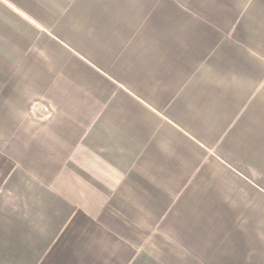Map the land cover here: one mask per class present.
Here are the masks:
<instances>
[{"label": "crops", "instance_id": "1", "mask_svg": "<svg viewBox=\"0 0 264 264\" xmlns=\"http://www.w3.org/2000/svg\"><path fill=\"white\" fill-rule=\"evenodd\" d=\"M147 1L0 0V264H264V32Z\"/></svg>", "mask_w": 264, "mask_h": 264}, {"label": "rangeland", "instance_id": "2", "mask_svg": "<svg viewBox=\"0 0 264 264\" xmlns=\"http://www.w3.org/2000/svg\"><path fill=\"white\" fill-rule=\"evenodd\" d=\"M146 6H180L210 29L230 36L264 32V0H148ZM220 22H227L226 27Z\"/></svg>", "mask_w": 264, "mask_h": 264}]
</instances>
